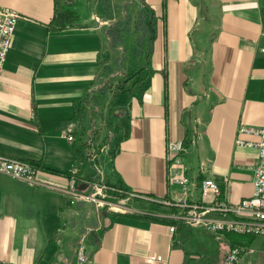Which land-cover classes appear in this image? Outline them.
Here are the masks:
<instances>
[{
  "label": "crops",
  "instance_id": "obj_1",
  "mask_svg": "<svg viewBox=\"0 0 264 264\" xmlns=\"http://www.w3.org/2000/svg\"><path fill=\"white\" fill-rule=\"evenodd\" d=\"M0 5L21 14L0 73V154L39 162L53 184L0 172V264H223L237 245L239 264H264V235L216 237L176 220L182 208L165 203L180 198L170 140L186 145L185 173L216 179L227 202L253 192L258 152L237 137L242 123L264 122V0ZM143 8L154 11V32L137 44ZM73 174L80 192L102 182L111 189L101 199L135 195L166 210L71 202L57 185ZM190 199L201 200L198 187Z\"/></svg>",
  "mask_w": 264,
  "mask_h": 264
},
{
  "label": "built area",
  "instance_id": "obj_2",
  "mask_svg": "<svg viewBox=\"0 0 264 264\" xmlns=\"http://www.w3.org/2000/svg\"><path fill=\"white\" fill-rule=\"evenodd\" d=\"M20 17L21 14L16 10L0 5V73ZM68 138L73 139V135H69ZM237 143L255 148L259 160L251 166L252 194L234 204L222 198L221 186L216 179L204 177L197 181L185 173L182 154L186 145L183 140H170L167 143L169 159L181 167H175L171 172V182L178 186L180 198L176 201H165L166 205L182 208V211L174 215L176 220L201 226L216 237H221L227 232L264 235V122L260 125L242 123L238 129ZM206 167L203 162L201 170L205 171ZM0 172L33 185H53L43 177L42 170L33 162L6 154H0ZM57 187L69 195L71 202L90 200L98 204L107 203L113 210H121L124 207L120 199L118 202L101 199V194L106 195L105 191L111 189L102 182L94 183V189L90 193H83L77 190L76 177L73 174L67 178L66 184ZM197 187L200 189L201 200L194 201L190 198ZM209 196L213 197L211 201L206 200ZM170 229L174 231L175 226H171ZM84 240L85 234L81 236L76 247L81 262L86 261ZM242 253L243 248L240 246L230 247L223 264H239Z\"/></svg>",
  "mask_w": 264,
  "mask_h": 264
},
{
  "label": "trees",
  "instance_id": "obj_3",
  "mask_svg": "<svg viewBox=\"0 0 264 264\" xmlns=\"http://www.w3.org/2000/svg\"><path fill=\"white\" fill-rule=\"evenodd\" d=\"M154 24H155L154 11L151 10L150 8H143L136 22V29L141 32V34L138 37L137 44H140L144 37L152 35V33L154 32ZM121 31L122 28L118 24H115L114 26L110 27L109 35L111 36L112 42L114 44H116L121 40ZM33 163L36 164L41 170L45 168L42 165L38 164L39 162H33ZM122 190H123L121 193L122 196H126L129 193V190L127 188H122Z\"/></svg>",
  "mask_w": 264,
  "mask_h": 264
},
{
  "label": "rangeland",
  "instance_id": "obj_4",
  "mask_svg": "<svg viewBox=\"0 0 264 264\" xmlns=\"http://www.w3.org/2000/svg\"><path fill=\"white\" fill-rule=\"evenodd\" d=\"M132 56V54H131ZM134 54H133V58H134ZM105 205L106 207L110 208V205L105 203L102 204ZM124 208L122 209H129V210H133L135 212H148V211H152L155 212V214H159L162 213V211L166 210L163 209L161 206H156L154 205V202L152 201H148L146 198L140 197V196H131L128 197L123 204ZM162 210V211H161ZM169 211V210H168ZM166 211V212H168Z\"/></svg>",
  "mask_w": 264,
  "mask_h": 264
},
{
  "label": "bare ground",
  "instance_id": "obj_5",
  "mask_svg": "<svg viewBox=\"0 0 264 264\" xmlns=\"http://www.w3.org/2000/svg\"><path fill=\"white\" fill-rule=\"evenodd\" d=\"M150 24V23H149ZM115 208H117V207H115Z\"/></svg>",
  "mask_w": 264,
  "mask_h": 264
}]
</instances>
